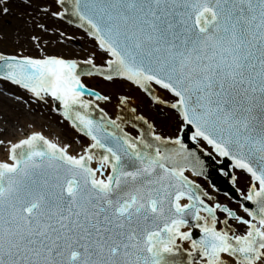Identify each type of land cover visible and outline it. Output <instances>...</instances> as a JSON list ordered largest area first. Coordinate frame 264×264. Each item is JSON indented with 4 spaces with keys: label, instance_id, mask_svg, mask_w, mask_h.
<instances>
[{
    "label": "snow or ice",
    "instance_id": "6c2138e0",
    "mask_svg": "<svg viewBox=\"0 0 264 264\" xmlns=\"http://www.w3.org/2000/svg\"><path fill=\"white\" fill-rule=\"evenodd\" d=\"M7 17L0 264H264V0Z\"/></svg>",
    "mask_w": 264,
    "mask_h": 264
},
{
    "label": "rangeland",
    "instance_id": "374dc122",
    "mask_svg": "<svg viewBox=\"0 0 264 264\" xmlns=\"http://www.w3.org/2000/svg\"><path fill=\"white\" fill-rule=\"evenodd\" d=\"M15 6H13V11L15 12ZM4 19H8V20H11V27L7 26V25H4V21L3 19H0V27H4L7 29V33L9 35H11V31H12V28H15L16 26H18L19 24H21V21L18 20V19H15L14 17H7V18H4ZM77 35H79V33H77ZM203 183V181H202ZM243 183V181H242ZM220 199H224L223 196H220Z\"/></svg>",
    "mask_w": 264,
    "mask_h": 264
},
{
    "label": "water",
    "instance_id": "95a60500",
    "mask_svg": "<svg viewBox=\"0 0 264 264\" xmlns=\"http://www.w3.org/2000/svg\"><path fill=\"white\" fill-rule=\"evenodd\" d=\"M211 179L215 180V182L217 183L218 187L220 188V195H223V192L225 191H229L230 192V189H231V185L228 184L223 177H216V176H213L211 177Z\"/></svg>",
    "mask_w": 264,
    "mask_h": 264
}]
</instances>
